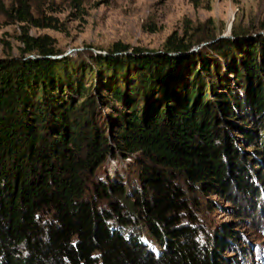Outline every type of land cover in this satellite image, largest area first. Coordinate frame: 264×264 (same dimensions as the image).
Instances as JSON below:
<instances>
[{
  "label": "trees",
  "instance_id": "obj_1",
  "mask_svg": "<svg viewBox=\"0 0 264 264\" xmlns=\"http://www.w3.org/2000/svg\"><path fill=\"white\" fill-rule=\"evenodd\" d=\"M0 13L58 28L31 0H0ZM21 41L0 58V264H236L225 250L240 233L203 236L187 189L264 195V32L205 20L159 51L116 42L60 58L48 35Z\"/></svg>",
  "mask_w": 264,
  "mask_h": 264
},
{
  "label": "rangeland",
  "instance_id": "obj_2",
  "mask_svg": "<svg viewBox=\"0 0 264 264\" xmlns=\"http://www.w3.org/2000/svg\"><path fill=\"white\" fill-rule=\"evenodd\" d=\"M2 1L6 6L16 2ZM31 4L36 17H51L58 28H40L0 13V58L21 55L24 46L21 37L26 31L32 36H50L53 46L63 57L77 56L85 49L108 54L116 42L129 44L130 51L133 47L159 51L171 34L184 35L187 27L205 20H212L217 32L224 36L231 35L233 25L264 32V0H31ZM228 75L231 82L226 87L236 86L234 74ZM84 82L90 85L92 79L85 75ZM109 82L102 85L105 96L109 93ZM240 92L243 96L244 90ZM68 95L80 100L72 90L67 91ZM102 107V116L114 111L105 102ZM240 113L241 119L245 118ZM241 119L235 121L241 124ZM249 123L252 127V122ZM107 129L110 132L109 127ZM230 131L238 136V146L252 161L255 146L241 139L240 132ZM125 166L138 171L131 164ZM116 170L113 160L110 171L113 174ZM179 184L184 183L179 181ZM187 196L191 200V213L197 220L195 224L203 231L202 235H211L219 226L231 224L241 236H238L236 246L225 250V255L235 258L236 264H264V195L255 201L254 197L246 198L235 191L236 203L227 196L191 189H187ZM237 207L246 212L243 222L237 220Z\"/></svg>",
  "mask_w": 264,
  "mask_h": 264
},
{
  "label": "water",
  "instance_id": "obj_3",
  "mask_svg": "<svg viewBox=\"0 0 264 264\" xmlns=\"http://www.w3.org/2000/svg\"><path fill=\"white\" fill-rule=\"evenodd\" d=\"M97 53H102V52H97ZM50 57H53V58H60L62 57L61 55H58V56H50Z\"/></svg>",
  "mask_w": 264,
  "mask_h": 264
}]
</instances>
